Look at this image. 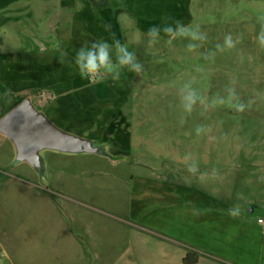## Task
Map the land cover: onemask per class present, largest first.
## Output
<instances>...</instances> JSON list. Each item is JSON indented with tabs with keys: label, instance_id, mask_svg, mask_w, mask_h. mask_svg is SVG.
I'll list each match as a JSON object with an SVG mask.
<instances>
[{
	"label": "rangeland",
	"instance_id": "obj_1",
	"mask_svg": "<svg viewBox=\"0 0 264 264\" xmlns=\"http://www.w3.org/2000/svg\"><path fill=\"white\" fill-rule=\"evenodd\" d=\"M74 1L12 3L0 12V44L7 38L12 46L25 37L42 46L48 42L51 49L77 51L93 42L119 40L143 70L124 68L118 80L106 76L92 83L99 98L91 106L110 105L111 122L140 143L118 159L45 150L39 174L26 162L15 164L14 144L0 133V264H97L95 254H80L72 241L70 233L79 235L87 224L81 217L96 216L98 224L129 237L137 226L161 233L133 217L138 177L161 175L199 187L264 229V47L257 40L264 0ZM177 21L199 26L206 39L178 36L168 43L163 28L175 29ZM154 26L161 31L150 45L147 32ZM228 35L234 47L225 45ZM190 43L198 47L189 51ZM67 59L55 62L66 72L55 79L65 84L88 80ZM190 93L195 102L185 99ZM19 95L32 96L43 112L55 100L42 90ZM241 103L242 112L235 107ZM59 124L92 137L83 131L87 126ZM171 252L148 245L130 255L131 264H173Z\"/></svg>",
	"mask_w": 264,
	"mask_h": 264
},
{
	"label": "crops",
	"instance_id": "obj_2",
	"mask_svg": "<svg viewBox=\"0 0 264 264\" xmlns=\"http://www.w3.org/2000/svg\"><path fill=\"white\" fill-rule=\"evenodd\" d=\"M21 41L10 46L5 38L0 44V81L17 95L39 90L53 94L54 102L41 108L55 124L61 128L59 122L87 126L82 130L91 132L89 138L104 145L112 159L131 155L140 140L122 134L119 124L111 122L113 108L103 103L95 108L102 113H94L91 102L99 98L97 85L89 79L68 84L55 79V74L66 73L55 62L68 58L75 63V49L57 50L56 44L51 49L47 41L43 47L25 37ZM136 181L140 186L132 198L133 217L161 233L137 226L131 241L123 231L98 224L96 216L81 217L78 220L87 222L84 229L79 235L70 233L80 254H95L97 264H131V254L153 245L164 254L173 251V264H184L186 247L201 253L196 264H264V229L244 213L232 215V207L224 199L161 175Z\"/></svg>",
	"mask_w": 264,
	"mask_h": 264
},
{
	"label": "water",
	"instance_id": "obj_3",
	"mask_svg": "<svg viewBox=\"0 0 264 264\" xmlns=\"http://www.w3.org/2000/svg\"><path fill=\"white\" fill-rule=\"evenodd\" d=\"M0 133L14 144L15 164L26 162L39 174L44 173L42 153L45 150L108 155L104 145L55 124L45 112L37 108L30 96L0 117ZM253 212L254 207L249 213Z\"/></svg>",
	"mask_w": 264,
	"mask_h": 264
},
{
	"label": "clouds",
	"instance_id": "obj_4",
	"mask_svg": "<svg viewBox=\"0 0 264 264\" xmlns=\"http://www.w3.org/2000/svg\"><path fill=\"white\" fill-rule=\"evenodd\" d=\"M260 23L261 30L257 36V40L260 46L264 47V17L260 18ZM160 31L161 29L156 26L148 29L147 35L150 45L158 41ZM163 32L170 37L168 43H171V39H175L178 36L190 38L193 41H203L206 39V36L200 32L199 26L192 28L191 26L183 25L179 21L176 22L175 29L171 25H168L163 28ZM225 45L229 48L235 46L231 35L225 37ZM187 47L189 51H192L198 45L190 43ZM113 48L115 50V61L112 58ZM217 48H221V46L217 45ZM74 59L81 77L88 78L92 83L102 82L106 76H111L113 80H118L120 78V71L124 68H128L129 71L137 74L143 70V65L137 60L135 54L129 52L127 46L121 44L119 40H114L112 45L101 40L93 42L90 46H83L76 51ZM185 99L195 102V93H190ZM235 107L237 111L242 112L245 105L241 103L236 104ZM188 171L193 174L196 173L195 168H189ZM213 172L215 173V170ZM231 214L236 215L237 213L231 211Z\"/></svg>",
	"mask_w": 264,
	"mask_h": 264
},
{
	"label": "trees",
	"instance_id": "obj_5",
	"mask_svg": "<svg viewBox=\"0 0 264 264\" xmlns=\"http://www.w3.org/2000/svg\"><path fill=\"white\" fill-rule=\"evenodd\" d=\"M18 0H0V12L7 9L12 3ZM105 6V5H102ZM0 95L2 96L3 114L7 113L12 107L20 103L25 97L13 93L3 82L0 81ZM1 116V117H2ZM201 257V253L189 248L184 259V264H196Z\"/></svg>",
	"mask_w": 264,
	"mask_h": 264
},
{
	"label": "built area",
	"instance_id": "obj_6",
	"mask_svg": "<svg viewBox=\"0 0 264 264\" xmlns=\"http://www.w3.org/2000/svg\"><path fill=\"white\" fill-rule=\"evenodd\" d=\"M262 221V220H261Z\"/></svg>",
	"mask_w": 264,
	"mask_h": 264
}]
</instances>
